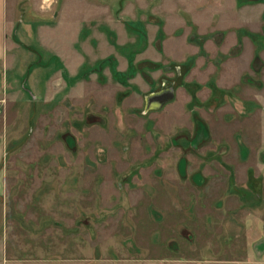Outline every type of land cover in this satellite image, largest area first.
Returning a JSON list of instances; mask_svg holds the SVG:
<instances>
[{
    "label": "rangeland",
    "instance_id": "obj_1",
    "mask_svg": "<svg viewBox=\"0 0 264 264\" xmlns=\"http://www.w3.org/2000/svg\"><path fill=\"white\" fill-rule=\"evenodd\" d=\"M62 1L41 4L46 18L17 3L0 39V244L11 264L243 255L257 231L245 209L263 208L252 178L264 179V133L242 116L264 104L247 106L240 86L221 87L211 72L245 36L246 56L264 50V0H102L127 31L103 38L110 49L68 23L40 31ZM243 81L264 88L259 54ZM211 133L255 139L262 165L234 164L231 145L214 146Z\"/></svg>",
    "mask_w": 264,
    "mask_h": 264
},
{
    "label": "crops",
    "instance_id": "obj_2",
    "mask_svg": "<svg viewBox=\"0 0 264 264\" xmlns=\"http://www.w3.org/2000/svg\"><path fill=\"white\" fill-rule=\"evenodd\" d=\"M22 0H0V39L6 38L7 35L12 30V22L15 20L16 17V8L17 3H20ZM25 1L26 8H22L25 14H31V16H40V18H46L48 17V12L43 13L41 11V4L43 5H56L59 3V0H23ZM129 0L128 2L131 4ZM105 2V1H104ZM102 0L97 1L95 4L96 6V12L94 15H92V0H63L61 4L63 7L61 10L57 11L54 9L52 12V24H46V26L43 25V23H39L38 25H43V27L40 29V31H46L49 29H54L56 27L61 26L62 24L68 23L69 26L73 25L74 29L77 33L76 37L79 38H99L100 44L104 43L109 49L111 46H109L108 42H105L103 40L104 37L106 39L111 34L119 37V36H125L127 34V31L125 29V25L123 22H119L116 18H114L110 14V10H108V5L104 3ZM93 17H95L93 19ZM21 21L24 23L26 22V18L23 17ZM30 21H43L38 19H33ZM71 24V25H70ZM27 26V25H25ZM29 30L31 29V24L28 25ZM24 30H28L27 27H24ZM247 39H245L244 43V49L243 51L236 56L235 58H229L227 60L226 66H223L222 68L215 67V65H212L211 76L215 75L216 82L221 87H228L229 89L240 86V89L238 93H241L243 97H241V101L244 100V102L249 106L248 103L253 102H261L264 104V88H258L257 86L252 85V83H246L243 81L244 75L251 74L252 71V62L255 58L256 53L260 55V57L264 60V50L261 48L252 47L253 54L252 56H246L245 55V45L249 43L251 45V38L250 36H245ZM250 39V40H248ZM86 46V45H85ZM91 46V45H90ZM89 46V47H90ZM113 47V45H112ZM114 48V47H113ZM260 51H259V50ZM150 50V49H149ZM258 50V51H257ZM149 52V51H148ZM1 53V51H0ZM159 60V59H158ZM246 63L248 64L247 68H243ZM198 64V63H197ZM243 68V69H242ZM79 73V72H78ZM83 74V73H82ZM81 74V75H82ZM210 75L208 78L211 77ZM207 78V79H208ZM78 81V80H77ZM264 82V81H263ZM85 85V90H86ZM84 90V91H85ZM157 94V96H160V93H153ZM253 96V97H252ZM160 101L158 100V97L155 99H149L148 101V108L151 110H156L160 108ZM235 110V109H234ZM236 111V110H235ZM245 115H243V118H249L250 123L252 124V118L257 117L260 123V128L263 127V131L260 133H264V106L260 109L253 110H246L244 111ZM214 146H222L225 148L228 143L231 145L233 155L235 158H232L234 161V164L239 165L241 161L248 162L246 163V167H250L252 165H262L259 155H261V148L262 146H255V139L252 138H244L243 141L237 142L235 139L228 137V139L223 138H217L214 137L213 133H211ZM226 142V143H225ZM257 145V144H256ZM239 152H242V157L244 155V158L242 159L241 156H237ZM264 157V156H263ZM239 158V159H238ZM248 172V168H246ZM248 174L245 176V180L248 178ZM257 176H254L252 179L253 183L258 185V190L260 191L258 193V196L260 198V202L263 205L261 213L256 215L257 213L252 212L248 208L245 209L246 214H251L250 216L246 217L250 219V221H247V229L251 230V228L256 229L254 236L251 234L247 238V249L243 253V255H235L233 253H229L227 255H222L218 259L212 260L213 264H264V179L258 180L255 179ZM252 184V183H251ZM254 186V184H252ZM255 187V186H254ZM245 214V215H246ZM252 218V220H251ZM254 238V241L252 242V239ZM0 264H11V260L7 255V250L3 246V244H0ZM14 264H22V261L15 262ZM26 264V263H23Z\"/></svg>",
    "mask_w": 264,
    "mask_h": 264
}]
</instances>
